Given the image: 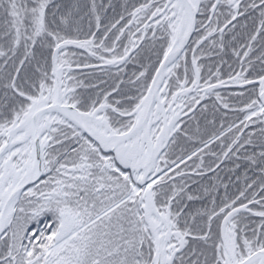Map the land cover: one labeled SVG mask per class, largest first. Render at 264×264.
I'll return each mask as SVG.
<instances>
[{"label": "snow or ice", "instance_id": "6c2138e0", "mask_svg": "<svg viewBox=\"0 0 264 264\" xmlns=\"http://www.w3.org/2000/svg\"><path fill=\"white\" fill-rule=\"evenodd\" d=\"M0 264H264V0H0Z\"/></svg>", "mask_w": 264, "mask_h": 264}]
</instances>
